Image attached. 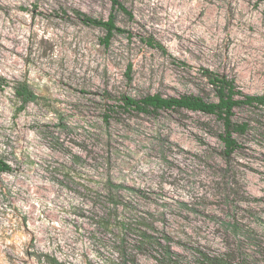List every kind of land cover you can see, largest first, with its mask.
Instances as JSON below:
<instances>
[{"label":"rangeland","instance_id":"374dc122","mask_svg":"<svg viewBox=\"0 0 264 264\" xmlns=\"http://www.w3.org/2000/svg\"><path fill=\"white\" fill-rule=\"evenodd\" d=\"M0 0V264H264V105L216 115L125 110L120 98L216 100L205 69L264 94V0ZM128 33L106 45L103 27ZM153 39L164 50L149 44ZM133 64L131 77L127 72ZM38 99L20 109L17 81Z\"/></svg>","mask_w":264,"mask_h":264},{"label":"trees","instance_id":"16d2710c","mask_svg":"<svg viewBox=\"0 0 264 264\" xmlns=\"http://www.w3.org/2000/svg\"><path fill=\"white\" fill-rule=\"evenodd\" d=\"M113 10L119 9L128 16L132 17L133 14L123 5L120 0H111ZM81 20L89 25H95L103 27L106 30V35L103 38V42L108 45L114 33H130L125 28L120 27L116 23V15L112 11L108 19H98L91 17L82 11H76ZM149 44L164 50L163 45L160 42H155L153 39L148 40ZM133 64L129 63L128 76L131 77V71ZM205 76L208 78L211 85H213L216 92V100L209 101L198 95H183L180 97H166L162 94H148L142 98H135L130 95H122L120 101L122 107L125 110L137 111L139 113H157L161 110L167 109H187L191 111H199L209 115H216L222 121V132L219 135L223 146L224 154L229 157L234 153L240 144L235 137V133L243 134L248 128L247 123H235L233 121V115L235 108L242 105H264V94L252 95L244 93L238 88L236 81L229 78L227 75H221L215 71L205 69ZM8 80L0 74V89H2ZM16 97L20 102V109L26 107L30 102H34L38 99V95L31 88L26 80L17 81L14 87ZM11 170V165L2 159H0V172H7ZM140 245L157 246L158 250H161L162 257L159 261L162 264H166L172 260V248L169 242V236L158 238L151 234L148 230L140 231ZM208 264H240L232 263L225 258L213 257L208 258Z\"/></svg>","mask_w":264,"mask_h":264}]
</instances>
